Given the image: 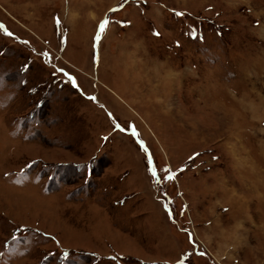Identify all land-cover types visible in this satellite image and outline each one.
Segmentation results:
<instances>
[{"label": "rangeland", "instance_id": "374dc122", "mask_svg": "<svg viewBox=\"0 0 264 264\" xmlns=\"http://www.w3.org/2000/svg\"><path fill=\"white\" fill-rule=\"evenodd\" d=\"M0 264H264V0H0Z\"/></svg>", "mask_w": 264, "mask_h": 264}, {"label": "snow or ice", "instance_id": "6c2138e0", "mask_svg": "<svg viewBox=\"0 0 264 264\" xmlns=\"http://www.w3.org/2000/svg\"><path fill=\"white\" fill-rule=\"evenodd\" d=\"M107 23V21H105L104 23H102L100 25V30L103 31L104 30V27H105V24ZM169 179H171V177H169Z\"/></svg>", "mask_w": 264, "mask_h": 264}, {"label": "bare ground", "instance_id": "6f19581e", "mask_svg": "<svg viewBox=\"0 0 264 264\" xmlns=\"http://www.w3.org/2000/svg\"><path fill=\"white\" fill-rule=\"evenodd\" d=\"M231 198V197H230Z\"/></svg>", "mask_w": 264, "mask_h": 264}]
</instances>
